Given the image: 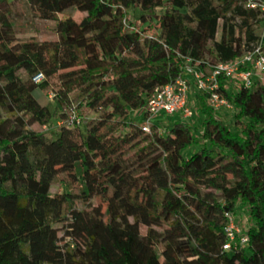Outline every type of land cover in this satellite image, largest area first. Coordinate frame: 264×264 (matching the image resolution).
Instances as JSON below:
<instances>
[{
	"label": "trees",
	"instance_id": "1",
	"mask_svg": "<svg viewBox=\"0 0 264 264\" xmlns=\"http://www.w3.org/2000/svg\"><path fill=\"white\" fill-rule=\"evenodd\" d=\"M22 1L56 22L58 40L19 42L8 2H0V264H264V84L244 90L220 79L230 123L206 106L204 94L191 95L200 131L157 119L143 133L138 117L154 88L182 77L183 58L203 69L250 51L264 21L259 6ZM71 8L85 14L80 22ZM130 9L140 12L139 26L126 25ZM146 19L159 25L155 34ZM37 73L44 79L34 83ZM54 77L63 94H73L58 99L59 114L34 95ZM70 108L97 117L57 127ZM34 125L49 129L30 130ZM60 173L79 180L84 203H101L84 211L70 193L53 194ZM238 204L250 222L248 242L226 251L225 214H235Z\"/></svg>",
	"mask_w": 264,
	"mask_h": 264
},
{
	"label": "built area",
	"instance_id": "2",
	"mask_svg": "<svg viewBox=\"0 0 264 264\" xmlns=\"http://www.w3.org/2000/svg\"><path fill=\"white\" fill-rule=\"evenodd\" d=\"M248 6H259L264 18V3L255 4L248 0ZM183 75L162 87H156L151 92L145 105L138 111L141 118V131L150 133L153 122L163 117L179 115L183 119H192L195 115L194 102L191 95L204 94L206 106L213 111L221 109L231 111V104L222 97L219 92L220 79L231 81L238 88L249 90L253 82L264 84V52L261 47H255L245 52L241 57L229 62H219L212 66H204L199 62H193L189 58H183ZM41 73L32 77L34 83L43 81ZM49 98H55L49 94ZM82 124V117L74 108L66 110V116L56 122L57 127L74 128ZM225 242L223 250H231L243 247L248 242V237L241 231L235 222L234 214H225Z\"/></svg>",
	"mask_w": 264,
	"mask_h": 264
},
{
	"label": "rangeland",
	"instance_id": "3",
	"mask_svg": "<svg viewBox=\"0 0 264 264\" xmlns=\"http://www.w3.org/2000/svg\"><path fill=\"white\" fill-rule=\"evenodd\" d=\"M1 1L2 0H0V2ZM7 2H8L10 20L14 27L15 36L19 42L37 41L43 43V42H55L58 40V36L54 33L55 24H56L55 21L42 20L41 18L38 17L37 13L28 5H26L22 0H7ZM139 13L140 12L137 9L136 10L130 9L127 12L126 25L128 27L131 25L139 26L140 22L137 20ZM68 14H70L73 17V19L77 22H80L81 19L85 16V14H81L73 8L68 10ZM154 14L156 16H159L161 14V10L156 9L154 11ZM58 18H60V16H58ZM258 19L261 20L260 17H258ZM146 20L150 21L149 19ZM239 23L240 21L237 20V24ZM149 24H150L149 26L150 33L155 34L159 28V25L157 24V22L155 23L154 20L152 22L150 21ZM255 35L259 38V40L257 41L256 44L252 45V49L260 46L262 52H264V41H262L264 40V21H261L255 26ZM21 76L24 77L25 74H21ZM63 92L64 89L62 87V83L60 82V79L58 77H54L51 80H49V87L47 89L45 90L36 89L34 90V95L41 105H46L51 110H54L57 114H59L60 111H64V110L59 107L58 99L59 98L73 99V94L66 96L65 94H63ZM49 94H53L55 98L50 99ZM194 112L195 115L192 119L189 120L183 119L179 115H174L171 117L166 116L163 117L162 123L164 125L169 126L175 123L176 121H180V122L185 121L189 123L196 131H200L201 116L195 111V109ZM217 113H219L220 119L224 120L225 122H229V123L231 122L232 120L231 115L233 113L232 111L221 109ZM81 115L83 120L84 119L89 120L92 117L94 118L97 117V113L93 114V112H90L87 109L82 110ZM29 129L35 130L37 132H47L49 126L39 127L37 125H34ZM161 130H163V128H160L158 133H162ZM196 149H197L196 146H192L191 148H189V152H193ZM130 169H133V167L131 168L130 166ZM81 189L82 187L79 180L64 173L58 174L52 184L53 194L61 190L70 193L73 196L75 206L78 209L88 211L91 207L101 203V199L99 197H93L87 203H84L83 199L80 198ZM234 219L241 231H245V229L250 225L246 208L242 205L238 204L234 214ZM56 228L59 231L58 232L59 238H63L62 226L58 225L56 226ZM140 231L142 234H145L146 228L141 227ZM61 244H64V242H61Z\"/></svg>",
	"mask_w": 264,
	"mask_h": 264
}]
</instances>
